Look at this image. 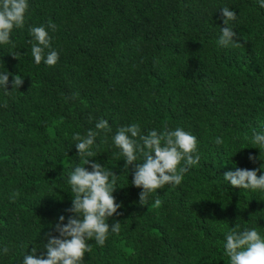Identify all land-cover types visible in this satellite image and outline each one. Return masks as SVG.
<instances>
[{
  "label": "trees",
  "instance_id": "16d2710c",
  "mask_svg": "<svg viewBox=\"0 0 264 264\" xmlns=\"http://www.w3.org/2000/svg\"><path fill=\"white\" fill-rule=\"evenodd\" d=\"M28 3L24 27L13 28L11 44H0V73H9L10 90L0 86V264H22L34 246L37 255L46 251L45 234L60 215L65 223L72 215L66 211L73 195L67 177L85 159L72 136L89 129L98 131L91 147L96 156L89 159L119 175L113 195L123 214L108 219L110 225L119 220L121 229L110 231L103 247L87 241L92 252L81 264H228L224 233L235 224L255 227L264 237V191L223 178L237 167L264 163L250 142L253 131L264 132L259 0ZM222 7L237 14L231 23L239 48L218 44ZM48 21L56 25L55 32L47 29L59 54L54 66L36 64L29 43V27ZM15 75L23 84L11 90ZM101 118L111 132L95 129ZM133 123L144 134L181 127L197 138L201 157L179 186L157 189L145 206L112 139ZM14 191L20 195L13 201Z\"/></svg>",
  "mask_w": 264,
  "mask_h": 264
},
{
  "label": "clouds",
  "instance_id": "9594fccd",
  "mask_svg": "<svg viewBox=\"0 0 264 264\" xmlns=\"http://www.w3.org/2000/svg\"><path fill=\"white\" fill-rule=\"evenodd\" d=\"M259 6L264 8V0H259ZM28 8V0H0V44L12 43L10 34L14 27H24ZM219 11L225 26L220 29L218 44L221 47H241V39L231 23L237 20L236 12L229 7H222ZM47 29L55 32L56 25L48 21L47 26L29 27V34L35 41H29L31 56L36 64L43 61L48 66H54L59 60V54L51 48V37ZM12 47L15 48V45ZM8 53L19 59L20 53L11 50ZM22 84L23 78L15 75L11 81V90L20 88ZM0 86L6 89V93H10L9 73H0ZM95 129L112 131L108 121L103 118L95 123ZM97 135L98 131L92 129L85 135L79 132L73 134L77 153L85 159L83 166L74 167L67 177L73 195L71 206L66 211L72 215L67 217L66 223L65 216L60 215L45 234L43 249L46 251L37 255L38 249L32 247L31 252L24 255L22 264H81L85 253L92 252L87 241L94 239L97 245L103 247L110 231L119 234V220L111 225L108 223V219L114 214H123L117 211L121 204L116 202L113 195L119 175L113 169L89 159L96 156L91 147ZM112 139L125 161L124 169L129 170L131 166V183L142 189L138 200L141 206L148 205L150 194L157 189L165 185L179 186L184 174L201 159L197 150V138L181 127L170 129L165 126L161 131L151 129L144 134L140 125L133 123L119 127ZM250 142L260 149L259 158L264 160L261 158V152H264V132L253 131ZM214 143L222 145L223 140L216 137ZM138 158L141 162H137ZM249 160L256 163L257 157L249 154ZM85 165H89L91 170ZM261 169H264V163L251 170L237 167L234 171L225 172L223 178L235 187L264 191V172ZM258 172L261 174L258 175ZM19 195V191H14L10 194V199L14 201ZM161 203L160 199L154 201L156 206ZM224 240L223 248L228 264H264V237L255 227L241 229L239 224H235L224 233ZM2 251L7 255L10 248L5 246Z\"/></svg>",
  "mask_w": 264,
  "mask_h": 264
}]
</instances>
